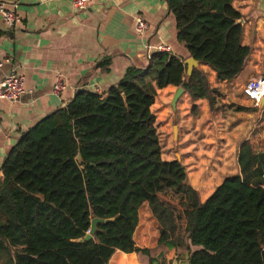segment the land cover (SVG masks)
Instances as JSON below:
<instances>
[{
  "label": "trees",
  "instance_id": "trees-1",
  "mask_svg": "<svg viewBox=\"0 0 264 264\" xmlns=\"http://www.w3.org/2000/svg\"><path fill=\"white\" fill-rule=\"evenodd\" d=\"M165 1L189 56L218 83L235 79L251 49L233 0ZM167 86L210 111L223 98L203 71L186 78L181 59L154 53L103 95L78 90L18 138L0 167V262L109 264L118 251L110 264H137L131 254L157 264L175 249L188 264H264V152L242 143L239 174L201 202L184 166L161 157L151 107Z\"/></svg>",
  "mask_w": 264,
  "mask_h": 264
},
{
  "label": "crops",
  "instance_id": "crops-1",
  "mask_svg": "<svg viewBox=\"0 0 264 264\" xmlns=\"http://www.w3.org/2000/svg\"><path fill=\"white\" fill-rule=\"evenodd\" d=\"M0 5L19 20L8 30L0 15V81L11 71L24 77L19 101H0V167L24 132L69 103L78 90L103 95L127 69L145 68L148 46L152 54L156 47L166 46L168 54L183 62L190 58L176 40L175 20L165 0H91L82 12L72 8L71 0H0ZM232 6L242 16L238 23L242 45L251 49L249 60L228 83H218L207 66L198 63L195 68L223 95V113H214L218 108L210 111L206 100L191 102L185 92L173 113L171 101L178 89L173 86L158 90L151 107L160 126L156 131L162 159L184 166L188 184L201 202L225 178L239 174L237 156L242 143L249 142L256 153L264 152V108L254 107L243 94L249 80L264 77L259 74L264 73V0H233ZM137 17L148 25L143 35L135 31ZM58 77L64 88L55 95L52 89ZM192 105L196 115L190 112ZM168 109L170 123L166 122ZM186 253L178 256L180 251L172 249L157 264H179ZM122 254L116 251L112 258ZM131 255L137 264L146 263L139 255Z\"/></svg>",
  "mask_w": 264,
  "mask_h": 264
},
{
  "label": "built area",
  "instance_id": "built-area-1",
  "mask_svg": "<svg viewBox=\"0 0 264 264\" xmlns=\"http://www.w3.org/2000/svg\"><path fill=\"white\" fill-rule=\"evenodd\" d=\"M91 0H71L72 8L75 11L82 12L88 8ZM0 15L8 30H11L18 24V17L12 10L6 9L0 5ZM147 23L141 18L135 19V31L138 35H143L147 30ZM147 60L149 61L154 54L150 53L152 49L148 46ZM170 49L166 46H158L155 48V53H169ZM24 77L11 71L5 74L0 81V101L8 103H16L24 94L23 90ZM64 86L61 78L56 80L52 93L57 95L63 90ZM244 96L253 103L254 107L258 108L261 101L264 99V77H258L249 80L243 88Z\"/></svg>",
  "mask_w": 264,
  "mask_h": 264
},
{
  "label": "water",
  "instance_id": "water-1",
  "mask_svg": "<svg viewBox=\"0 0 264 264\" xmlns=\"http://www.w3.org/2000/svg\"><path fill=\"white\" fill-rule=\"evenodd\" d=\"M237 23H238V21H237ZM184 64L186 66V78H189L191 76L193 70L198 66V62L194 58L190 57L188 60H186L184 62ZM183 93H184V90L182 88H178L177 92L174 94L172 101H171V109H172L173 113L176 112V103ZM263 108H264V99L261 101V103L259 105L260 110H262ZM45 117H47V116H45ZM173 130L175 133L176 127H174ZM78 159H80V156H78ZM89 201H90V199H89ZM98 222H101V221L97 220V219H93L91 221V229H90L89 233L87 234L85 240H89L92 238V235L94 234V231L96 229V223H98ZM188 258H189V253H186L184 256H182L180 258L179 264H188Z\"/></svg>",
  "mask_w": 264,
  "mask_h": 264
},
{
  "label": "rangeland",
  "instance_id": "rangeland-1",
  "mask_svg": "<svg viewBox=\"0 0 264 264\" xmlns=\"http://www.w3.org/2000/svg\"><path fill=\"white\" fill-rule=\"evenodd\" d=\"M259 74H261V75H264V73L263 72H260ZM168 106V105H167ZM216 107L218 108L217 110L218 111H215L214 113H218V112H222L223 113V108H222V103H221V101H218L217 102V104H216ZM168 111H169V113H168V117H167V121L166 122H168V123H170L171 122V110L170 109H168ZM264 111V110H263ZM158 115V114H157ZM262 115H263V117H264V112H262ZM155 127L158 129L160 126H159V124L157 123H155ZM162 147H164V143L162 142ZM183 253H184V251H180V254L178 255V256H181V255H183ZM0 264H3L2 262H0ZM146 264V263H145Z\"/></svg>",
  "mask_w": 264,
  "mask_h": 264
}]
</instances>
